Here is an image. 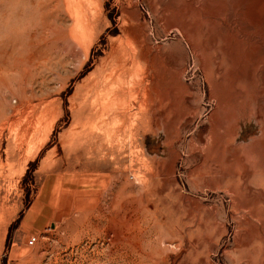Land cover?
<instances>
[{"label":"rangeland","instance_id":"1","mask_svg":"<svg viewBox=\"0 0 264 264\" xmlns=\"http://www.w3.org/2000/svg\"><path fill=\"white\" fill-rule=\"evenodd\" d=\"M190 1L0 0V264H264V151L249 155L257 176L230 187L214 147L219 136L245 152L263 138L264 72L240 75L236 121L212 134L217 102L187 45L197 22ZM245 8L227 3L220 17L232 22ZM130 41L145 50L138 67L166 79L145 106L132 164L129 139L101 138L92 118L106 101L94 88L111 72L100 73L103 61ZM129 104L139 113L140 103ZM107 116L108 131L124 128ZM90 136L98 156L87 153ZM143 164L154 172L140 185ZM121 177L139 192L121 190ZM239 187L249 201L232 195Z\"/></svg>","mask_w":264,"mask_h":264},{"label":"bare ground","instance_id":"2","mask_svg":"<svg viewBox=\"0 0 264 264\" xmlns=\"http://www.w3.org/2000/svg\"><path fill=\"white\" fill-rule=\"evenodd\" d=\"M38 2H40V1H38ZM58 2H59V0H58ZM46 3H49V2H46ZM227 3H230V5H232L233 8L240 7V5L244 3V4H246V8L243 12L241 10L237 11L234 14V18H235L234 21L230 22L226 16L223 19L220 17V15H222L226 12L225 9L227 7ZM45 4L43 3V5H45ZM45 7H48V6H45ZM41 8H40V10H41ZM46 9H43V10L45 11ZM47 11H48V9H47ZM51 11L52 10H50V12ZM185 11L187 13L188 12L193 13V17H197L196 18L197 22H193V23L191 22V24L189 23L190 25L188 24V26H187L186 36L189 39L188 42L186 41L187 45L190 46V48H191L190 51H192L194 53V56H195L197 62L199 63L200 67L203 66L204 69L206 70L207 74L209 75L208 81H209V84L211 86V88H210L211 95L210 96H211V98L215 99L217 102V109H216V111L212 117L211 124H210V128H211V131L213 134L214 133L213 131L217 130L220 126H225V124L230 123L231 121H232L231 123L233 125V121H236L235 116H236L237 111H239V108H240V107H238L239 105H237L236 102H237V99L240 97L238 95L236 96V93H234V91H232V90H233V86H235V84L238 86H241V83L239 81L241 79L240 75H244V73H246V72L248 73L249 71H252L253 73H255V72H258L260 70V71L264 72V57L263 58L260 57L261 48L264 47V0H191L190 3L188 4V6L185 8ZM201 13L205 14V16L207 18V22H203L202 19H200ZM43 16L41 17V19L42 18L44 19ZM175 16H177V15H175ZM189 16L192 17V15H189ZM178 17H180V16H178ZM191 17H189V18H191ZM218 17L221 18V23H217ZM46 18L44 19L45 21H46ZM43 24H45V23H43ZM45 25H46L45 26L46 28H47V26H49L48 24H45ZM49 27H51V26H49ZM248 27L251 30H248L247 29ZM45 29H44V31H45ZM217 29L222 31V32L224 31V34H222V36L221 35L219 36ZM47 30L49 31V29H47ZM39 32H37V34H39ZM45 32H47V31H45ZM45 32L43 33V31H42V33H43L42 35H44ZM70 32L71 33L73 32L72 29L70 30ZM219 34H221V33H219ZM34 35L36 36V34H34ZM34 35H32L31 39L29 38V40L33 41L32 38L35 39ZM130 36H131V34H130ZM83 37L88 38V36L86 37V35L84 33L82 35V38ZM257 37H258V39H256ZM42 40H44V39L42 38ZM145 40L147 41L146 38H145ZM34 43H36V42H34ZM43 43H45V42L43 41L42 44ZM43 48H45V47L43 46ZM46 49L44 51H46ZM36 51H37V49H36ZM144 51L142 49V46L138 45L136 43V41H130L126 46H122V45L121 46H118V45L113 46L111 48V51L108 54L107 58L103 61L105 63V65L102 66V69L100 70L101 74L105 73L106 70L108 71V69L111 72H109L108 75H104L102 77V81L100 82V84L98 83V85H95V87H94L97 90L101 89L100 95L102 98H104L106 100L101 104V106L102 105L104 106L102 108L103 110H101L100 112H97L92 117V118H94V120L99 121L97 128H98V131L100 132L101 138L106 136L109 141L118 140L119 136H121L123 138L125 137V139L126 138L129 139L130 144H131L129 146V147H131V150L129 152L130 153L129 155L132 158V160H131L132 162H130L131 164L135 160L139 159V155L141 153L139 146L137 145L138 140L136 137H138V135L140 134V131L142 129L141 127H139V124L143 123L149 115V109L145 108V106L150 102L152 103L151 106H153V103L155 101L154 93L157 92V88L163 83V80L165 79L164 78L162 80V78L165 76H163L161 78L159 76V74H156L155 72L151 73V70H142L140 67H138L139 62L145 58L144 57L145 54L143 53ZM38 52L40 53V51H38ZM151 54H152V51H151ZM148 57H149V55H148ZM218 59H220V60L218 61ZM1 60L2 59H0V61ZM146 62H149V61H146ZM3 63H5V62H3ZM3 63H2V65H4ZM8 65L9 64H7V66H6L7 68H8ZM9 68H11V66ZM0 69H1V67H0ZM3 69H6V68L3 67ZM1 73H3V72H1ZM165 86H167V84ZM245 86L247 87V85H245ZM251 92H253V91H251ZM245 93H247V92L245 91ZM158 94H159V92H158ZM262 95H263V92L259 93V95L257 97H255V99L261 100ZM240 100H241V98H240ZM131 102H134V103L138 102L141 104L140 107L138 108L139 113H136L134 115L129 113V111H128L129 108H127L126 105L131 103ZM160 103H161V101H160ZM192 105H193V103H192ZM194 105H195V103H194ZM261 107H262V105H261ZM241 108H242V106H241ZM133 112L134 111H132V113ZM106 114L109 115V117H111V115H112L111 120H115L114 123L116 122V120L121 121V124L119 125V127L124 125V128H125V124L129 123L130 124L129 134L125 135L126 132L124 130H126V128L125 129L120 128L121 130H119V131L117 130L118 132L114 131L113 128H112L113 131L111 130L112 132H110V129L108 131L107 125L109 123L105 122V119L107 116ZM243 114H244V112H243ZM38 115H40V114H38ZM107 118H108V116H107ZM106 121H109V119H107ZM118 123H117V126H118ZM146 123H148V122H146ZM144 125H145V123H144ZM234 127H235V125H234ZM93 128H95V127L93 126ZM143 129H144V127H143ZM147 130L148 129H146V131ZM98 131H97V133H98ZM121 133H123V134H121ZM214 135H216V134L214 133ZM232 136L234 137V135H232ZM94 139H95V137H92V136H90L88 139L91 142V144H93V145L92 146L90 145L87 153L92 154V157L94 154L96 156H98L97 154L99 153V149H96L97 141ZM216 139H215L216 143L214 144L215 151L221 156V160H222L221 165L223 166V169H224L223 171H221V180L222 179L226 180V183L228 181V185L230 187H232L234 183H237L238 186H240L243 182H247L251 176H253V177L257 176L258 169L261 165L258 167L259 164L255 163V161L253 159L249 158V155L252 156L256 149L264 151V136L262 139L255 142L251 149H249L248 151H245V152H237V151L234 152V151L229 149V143L230 142H228L226 140H222L221 138H219V136ZM126 143H127V141H126ZM118 147L120 148L119 145H118ZM211 147L213 148V146H211ZM120 161H121V158L115 160L114 163H120ZM148 165L143 164V167L140 168L141 167L140 166L135 172L136 174L134 175V178L139 180L140 185H144L147 180H150V177H148V176L153 175L154 171L150 170L151 168L149 169ZM247 165L251 166V168H248ZM118 167L120 168V166H118ZM145 169H147V170L145 171ZM234 169L237 172H233ZM169 170H170V168H169ZM143 171L147 172L148 174L144 173ZM120 174L122 175V173H120ZM122 176H124V175H122ZM105 177H108L110 179V181H113V178H114L110 175L105 176ZM119 180L121 182V188H120L121 190H125L128 193H132V194L139 192V189L134 188V186L128 185V181L126 178L121 177ZM117 183H119V182H117ZM232 195H235V199H243V201H246V202L249 201L250 196H251L248 188H242L241 189V187H239V189L236 188L235 191H233Z\"/></svg>","mask_w":264,"mask_h":264},{"label":"built area","instance_id":"3","mask_svg":"<svg viewBox=\"0 0 264 264\" xmlns=\"http://www.w3.org/2000/svg\"><path fill=\"white\" fill-rule=\"evenodd\" d=\"M35 242V239H31L30 243L33 244Z\"/></svg>","mask_w":264,"mask_h":264}]
</instances>
